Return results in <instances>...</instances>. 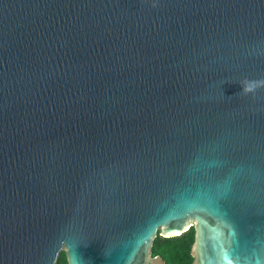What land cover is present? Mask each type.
Listing matches in <instances>:
<instances>
[{"label": "water", "instance_id": "1", "mask_svg": "<svg viewBox=\"0 0 264 264\" xmlns=\"http://www.w3.org/2000/svg\"><path fill=\"white\" fill-rule=\"evenodd\" d=\"M264 264V0H0V264Z\"/></svg>", "mask_w": 264, "mask_h": 264}, {"label": "trees", "instance_id": "2", "mask_svg": "<svg viewBox=\"0 0 264 264\" xmlns=\"http://www.w3.org/2000/svg\"><path fill=\"white\" fill-rule=\"evenodd\" d=\"M192 238L191 227L175 237L163 238L156 235L152 241L151 255L160 256L164 264H190L189 247ZM54 264H66L62 253L58 255Z\"/></svg>", "mask_w": 264, "mask_h": 264}]
</instances>
